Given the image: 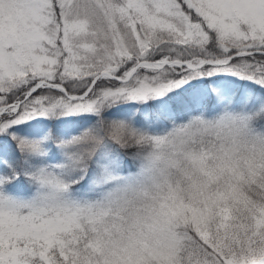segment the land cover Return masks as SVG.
I'll list each match as a JSON object with an SVG mask.
<instances>
[{
  "label": "snow or ice",
  "instance_id": "1",
  "mask_svg": "<svg viewBox=\"0 0 264 264\" xmlns=\"http://www.w3.org/2000/svg\"><path fill=\"white\" fill-rule=\"evenodd\" d=\"M0 264H264V0H0Z\"/></svg>",
  "mask_w": 264,
  "mask_h": 264
}]
</instances>
